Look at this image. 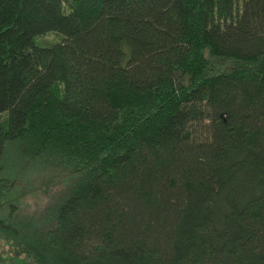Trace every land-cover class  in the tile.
Instances as JSON below:
<instances>
[{"label":"trees","instance_id":"16d2710c","mask_svg":"<svg viewBox=\"0 0 264 264\" xmlns=\"http://www.w3.org/2000/svg\"><path fill=\"white\" fill-rule=\"evenodd\" d=\"M1 249L264 264V0H0Z\"/></svg>","mask_w":264,"mask_h":264},{"label":"rangeland","instance_id":"374dc122","mask_svg":"<svg viewBox=\"0 0 264 264\" xmlns=\"http://www.w3.org/2000/svg\"><path fill=\"white\" fill-rule=\"evenodd\" d=\"M37 189V188H36ZM42 204L36 203L35 201H31V206H29V212H35L36 210H40ZM0 264H29L24 260L23 256H13L10 253L3 252L0 250Z\"/></svg>","mask_w":264,"mask_h":264}]
</instances>
